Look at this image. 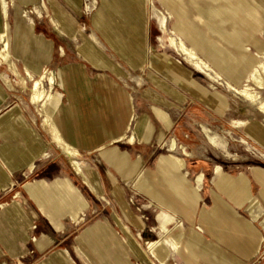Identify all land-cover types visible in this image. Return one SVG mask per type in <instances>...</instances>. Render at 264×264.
<instances>
[{"label":"crops","instance_id":"crops-1","mask_svg":"<svg viewBox=\"0 0 264 264\" xmlns=\"http://www.w3.org/2000/svg\"><path fill=\"white\" fill-rule=\"evenodd\" d=\"M13 1L15 13L8 14L7 19L0 1V34L5 32L7 23L13 61L30 64L41 72H53L52 89L60 96L52 122L62 140L78 152L79 157L74 159L82 174L75 171L69 163L71 158L43 130L40 115L25 99L24 92L18 87L19 90H12L3 82L2 73L9 78L11 75L1 65L0 264H72L66 253L76 264H82L83 259L90 264H103L96 249L84 243L82 236L97 223L105 224L115 235L107 220H96L84 227L66 248L67 240L85 213L102 203L130 231L153 229L127 200V186L140 175L138 184L144 183L149 190H138L136 203L141 204L147 216L153 206L150 203L161 210L155 216L158 230L162 229V219L171 222V238L164 241L166 244L181 228L184 253H192L205 244L195 230L185 238L184 227L176 217L193 222L202 202L204 206L197 217L203 233L209 232L220 241L222 238L216 235L224 234L219 227L224 218L222 209L228 207L234 212L221 195L237 208L248 204L251 222L243 225L253 232L251 224L257 222L264 236V213L250 193L249 179L243 173L235 178L223 174L219 164L227 158L236 160L227 148L229 136L245 150H255L264 157V115L254 104L235 98L190 67L185 58L160 39V18L153 12L156 22L150 24L151 9L145 0H92L89 10L93 12L88 17L83 16V0ZM157 1L170 16L166 23L168 32L175 34L224 81L239 88L247 76L243 61L257 59L259 46L256 39H248L247 29L242 30L236 23V13L228 7L210 8L209 0ZM32 6L43 7L46 13L42 11L41 18L26 21L20 11ZM211 9L223 12L209 19L207 11ZM242 14L253 21L248 13ZM213 27L221 34H215ZM247 27L251 30L249 24ZM241 30L244 35L239 33ZM246 44L256 46L258 55L247 53ZM123 67L132 73L130 78ZM119 79H129L139 86L134 96ZM261 91L260 100L264 101V90ZM156 109L166 112V119L152 113ZM202 128L220 136L225 149L212 146ZM128 138L134 142H127ZM172 142L177 146L174 151L169 147ZM180 149L186 150L188 156ZM171 155L184 161L182 170L177 172L161 164L162 157ZM137 164L139 174H130ZM141 166L153 171L155 178L146 176ZM211 166L213 177L208 183L214 189L210 197L204 171ZM188 171H197L198 175L191 180ZM253 175L261 185L260 196L264 200V169L256 168ZM172 185L181 189L175 192ZM250 200L254 202L252 211ZM208 201L213 205L210 208L206 206ZM183 204L187 210L179 208ZM215 215L219 219L217 227ZM246 238L243 236V243ZM248 239L246 244L253 253L256 242ZM77 248L87 254V259L78 254ZM125 251L130 262L129 250ZM169 257L163 263L157 262L166 264Z\"/></svg>","mask_w":264,"mask_h":264},{"label":"rangeland","instance_id":"rangeland-1","mask_svg":"<svg viewBox=\"0 0 264 264\" xmlns=\"http://www.w3.org/2000/svg\"><path fill=\"white\" fill-rule=\"evenodd\" d=\"M9 1H10V5H9ZM9 1L7 0L8 2L7 4H6V0L1 1V5L5 6L6 19L8 18V14L11 16L15 13V11L12 9L14 8V1L13 0H9ZM145 1L147 2L148 10L151 9L148 14V17H151L149 19L150 24L154 25L156 22L152 18V13L155 12L160 18V26L162 29L161 14L164 15L166 19V22L164 23L165 33L161 31L162 36L160 39H164L167 45L169 46L167 42V38H166L167 35L171 36L172 38L178 39V37L175 34H170L166 28V23L168 20L167 17L170 18V16L166 12H164V10L160 8L157 0H145ZM209 1H210V8H221V9L227 8V7L228 8L232 7L233 9L237 8L236 18H234L236 20V23L241 26L242 30L245 31L247 29V31L250 33L247 35L248 39H249V36L252 37V39H256V46L259 45V46L264 47V0H222V1L221 0L219 1L209 0ZM91 3H92V0H83V16L88 17L93 12L89 10L91 7L90 6ZM249 3H251V5ZM40 4H41V1H40ZM244 4H246L249 8L256 10L258 14L257 18L259 19L257 21L258 25H255L253 21L251 22L248 18L244 17L242 13L247 15V13L241 8ZM42 11H43V7L41 9V8H38L37 6H32V7L24 8L23 11L22 10L20 11V13H21L22 18H24V20L32 21L31 18L33 19L36 17L41 18L42 13L46 12L45 10L43 12ZM246 24H249L251 26V30L248 27L246 28ZM260 28L262 29V32H260ZM231 33H233V31H231ZM246 45L247 46L245 47L248 49L247 53L251 55H258L256 53V46L253 45L252 47H249L248 44ZM181 57L183 58V60H185L183 56ZM10 60L15 64L19 73L23 75V70H22L23 65L21 63H17L13 61L11 56H10ZM245 62L248 63L247 65L249 69H247L246 80L241 84V86H239V88H242L245 85H251L249 81L248 72L251 71L252 67L257 65L258 63L264 64V56L259 54V57L257 59L251 58ZM3 68H6V67L3 66ZM123 71L128 76V78L131 77L132 73L127 67H123ZM49 72L50 71H46V72L43 71L42 73L48 75ZM2 74L4 75L3 77H7L11 83H14L13 78L11 76L9 78V76H7L6 74L4 73ZM23 77L25 76L23 75ZM37 77L38 75L34 76V78H37ZM119 82L123 86H126L128 88L129 93L132 96H134L135 92L139 88V86L137 87L136 84L129 81V79H119ZM26 85H27V89L25 91L24 90H21V91L24 92L25 99L29 100L28 88L30 87V82L27 81ZM18 88L17 86H14L15 90H17ZM44 88L45 90H48V86L46 85V83H44ZM50 91H52V93L56 95L57 99L59 100L60 95L56 91H54L52 88L50 89ZM226 91L229 92L228 90ZM257 91L260 93L261 90H257ZM262 92L263 91H261V93ZM229 93L232 94L235 98L241 101H244L238 96H236L234 93L232 92H229ZM261 96L263 98L262 94ZM55 105L56 103L53 104V106ZM250 106H253V105H250ZM34 107L36 108V106ZM232 139L233 138L229 136V140L227 141V148H228V151L232 155H236V160H233L232 158H227L223 162H219L222 172L223 174H226L234 178L237 177L239 173H243L247 177V179H249L250 181V187H251L250 193L252 197L255 199V203L261 207L264 213V200L260 196V191L262 190V188H261V185L257 184L253 178L254 177L253 173L256 168L264 169V157L258 154L255 150H245V146L240 145L237 141H234ZM242 141L245 142L243 139ZM78 157H79V154L76 158ZM137 166L139 167V165ZM140 169H142V172L146 176L150 177L151 179L155 178L153 171L144 170L145 167L143 166H141ZM188 172L190 173L189 178L191 180L196 178V176L198 175L197 171H194L193 173L191 171H188ZM131 173H134V172H130V174ZM204 174H205V177H204L205 182L206 184L209 185V187H207L209 192L207 190V193L211 197L212 196L211 190L214 188L208 183V181H210L211 178L213 177L212 166L209 168V170H205ZM141 177H142L141 175L135 176L136 182L135 183L131 182L127 186V190H128L127 200H128V203L133 207L135 212L141 214V217L145 221H147V224H149L150 227H152L153 229H150L149 231L146 230L145 232H141V233L130 231L129 226L118 215H114L111 210H106L107 206L104 205L105 203H102L101 206L99 205L97 209H94L91 212L88 211L87 213H85V216H83L82 220L78 223L74 234H72V236H70V238L67 240L68 246H65V247L66 248L70 247L69 244L72 243V239L77 234H79L81 230L87 225L91 224L92 222L96 220H107L109 224L111 225V227L113 228V232L115 233L116 236L108 230L107 231L108 235L106 236V238L102 239L99 233L97 234L93 230V227L91 229H88L85 232V234H83L82 236V241L84 243H88L89 246H92L96 249V253H98V256L99 258H101L103 264H110V262L111 264H159L157 260L151 255L150 251L147 249V244L151 241L152 242L153 241H161V242L167 241L168 242L171 238V235L169 234L170 233L169 230L173 225L169 226L171 222L168 220L162 219V223H163L162 229L158 230V228H156L157 222L155 220V216L161 210L158 208L156 209L153 203H150V205L151 206L153 205V206L148 211L150 216H147L145 215V212H142L141 204L136 203L137 199L135 197V194L140 195L138 190L140 189L143 190V188H145L146 190H149L148 189L149 186L147 185L145 186L144 183H142L141 185L138 184V180ZM221 197L223 201L225 202L226 206H229L234 209V212H232L228 207L225 208V210L222 209L224 213V218H221L222 220H220L219 227L221 226V228H223L224 234L219 233L216 235L217 237H221L222 239L220 241H217L215 236L211 235L209 232L203 233L204 229L202 228V225L199 223V220L197 217L200 209L204 206V204L200 202L198 208H196V212L194 213L195 220L193 222H191L192 220L191 221L189 220L187 222L185 218H178L176 216L175 217H176V220L181 222V225L184 227V233H185L184 237L185 238H187L190 235L191 230H195L196 232L201 234L203 238V244H205V246L204 245L197 246L198 250L194 249L192 253L185 251L188 255H186V253L183 252V249L180 250V252L171 251L169 255L170 256L169 259L170 258L171 259L166 264H264V236L260 230L259 224L257 222H252L251 225L253 226L255 230V231L253 230V232L250 230L248 232L247 231L248 229H245L246 227L243 225L245 221L251 222L250 221L251 215H249V212L246 210L248 209V204H245L244 206L237 208L234 205V203L231 200H229L227 197H225L224 195H221ZM143 203H147V202H143ZM179 206H180L179 207L180 209L186 208L184 204L179 205ZM206 206L207 207L209 206L210 208L213 205L211 202L208 201L206 203ZM190 212L193 214L191 210ZM214 222L216 224L215 227H217L218 226L217 222H219V219H217V215H215ZM98 224L99 223H97L94 227H96ZM176 224L178 225V222H176ZM123 227H126L129 232L126 233ZM256 228H258V230L260 231H257ZM241 230H243L242 234L240 233ZM243 236L247 237L246 243H248V240H249L248 238L250 237L256 242L257 248L255 249L253 253H251V250H249L251 246L242 242ZM123 246L125 249L129 250V259L131 263L128 260V255L125 257L124 254H122L121 248H123ZM244 249H247V250H244ZM77 250L79 251V252L77 251L79 255L87 259V255L82 249L78 248ZM66 258L70 262H72V264H76L71 258V256H69L67 253H66ZM82 264H90V263L86 262L83 259ZM91 264H96V263L92 261Z\"/></svg>","mask_w":264,"mask_h":264},{"label":"bare ground","instance_id":"bare-ground-1","mask_svg":"<svg viewBox=\"0 0 264 264\" xmlns=\"http://www.w3.org/2000/svg\"><path fill=\"white\" fill-rule=\"evenodd\" d=\"M216 1H219V0H216ZM7 3L8 2L6 0V4ZM9 5H10V1H9ZM242 8L245 11H247V13L252 18L253 21L257 22L259 20L257 18L258 14H257L256 10L249 8L246 4H244L242 6ZM230 9L232 10V12L236 13V10H237L236 8L233 9L231 7ZM2 12H3V15L6 19V12H5V6L4 5H2ZM222 12L223 11L212 10V9L207 11V13L209 15V19H211V16H220V14H222ZM44 13H46V12H44ZM167 18H169V17H167ZM161 22H162V31H163V33H165L164 23L166 22V19H165L163 14H161ZM211 29L213 30V32L215 34H217V35L221 34L220 33L221 31L218 28L213 27ZM7 32H8V25L6 23L5 32L0 34V66L4 65L6 67L7 71L14 78V80H13L14 83H11L7 77L2 78L3 82L6 84L7 87L11 88L12 90L14 89V86H17L20 88V90H24V91L27 89V85H26L27 81L30 82V87L28 88V92H29L28 98H29L30 104H32L33 106H36L37 113L40 115V119H41V127L43 128V130L45 132H47L49 134L52 141L55 144H57V146H59L65 152L66 156L71 158V162H69V163H71V166H73L75 171L81 175L82 174L81 167H80L79 163L76 162L74 159L78 156V152L75 149L71 148L68 144H66L64 142V140H62V138L59 136V133L57 132V130H56V128L52 122V113H53L54 107H55V106H53V104L57 103V101H58L56 95H54L52 93V91H50V89L52 88V86L54 84L53 73L50 71L48 73V75L43 74L39 69L31 66L30 64L24 63L22 70H23V75L25 77H23V75H21L19 73L15 64L10 60L9 43H8L9 40H8V33ZM239 33L244 35L242 30ZM166 38H167V42H168L169 46L171 47V49L176 51L180 56H183L189 62L190 67L194 68L196 71H198L201 74H203L204 76H206V78L210 79L213 83H215L219 86H223L226 90L234 93L236 96H238L242 100L249 102L251 104H254L256 107V110L264 115V101L260 100V93L257 91V90H264V64L258 63L257 65L252 67L251 71L248 72L249 81H250L251 85H245L242 88H235V86L233 87L228 82L224 81L222 79V77L219 74H217L216 72H214L202 59L197 57L194 54V52L190 48H188L180 39H175V38H172L171 36H168V35L166 36ZM257 52H258V54L264 56V48L263 47L259 46ZM243 63L246 64V66H247L246 68L249 69V67L247 65L248 63H246L245 61H243ZM36 75H38V77L34 78V76H36ZM44 83H46V85L48 86V90H45ZM152 113H154L158 118L163 119V120L166 119V117L168 116V115L167 116L165 115L166 112L164 114L163 112H161L160 110H157V109L154 110V112H152ZM232 124H235V123L232 122ZM246 124L247 123H243L244 126ZM202 130L205 133V135L207 136L208 142L212 146H214L215 148L221 149V150L225 149V143L220 136H218L214 133H211V131L208 130L207 128H202ZM127 142L132 143V142H134V140L132 138H128ZM169 147H170L171 151H174L177 149V146L174 142H172V144L169 145ZM180 150L184 156H188V153L186 150H182V149H180ZM160 162L162 165L166 166L167 168L175 169L177 172L182 170V168L184 166V161L181 158L173 156V155L167 156V157H162L160 159ZM137 165L135 167H133L132 170L130 171V172H134L133 173L134 175H138L140 172L139 167ZM120 167H122V166H120ZM117 169H118V167H117ZM182 178H183V176H182ZM182 178L180 177L179 180L180 179L182 180ZM199 180H200V177L198 178L197 182H199ZM84 181L86 182L85 178H84ZM89 185H91V184H89ZM168 185L170 186L171 183H169ZM172 188H173V191H175V192H177L176 189H181L179 185H174V186L172 185ZM194 195H196V191H195ZM249 205L250 206L252 205L250 207V210L252 211V209L254 208V202L250 200ZM123 229L126 233L129 232L126 227H123ZM93 230L97 234L99 233V235L102 237V239L106 238V236L108 235L107 234L108 228L106 227L105 224L99 223L96 227H93ZM182 234H183L182 230L178 229L177 234L172 235L173 237H172L171 242L169 244H166V242H159V241L149 242L147 244V249L150 251L151 255L158 262L163 263L169 257L171 251L180 252V250H182V248H183V246H182ZM121 250H122V254H124V256L126 257L127 252L125 251V249L121 248Z\"/></svg>","mask_w":264,"mask_h":264}]
</instances>
